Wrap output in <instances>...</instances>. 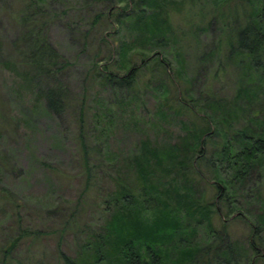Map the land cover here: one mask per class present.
Listing matches in <instances>:
<instances>
[{
	"label": "rangeland",
	"instance_id": "rangeland-1",
	"mask_svg": "<svg viewBox=\"0 0 264 264\" xmlns=\"http://www.w3.org/2000/svg\"><path fill=\"white\" fill-rule=\"evenodd\" d=\"M26 1L0 0V264H64L61 253L84 256L83 244L102 222L114 176L125 173L137 141L172 142L182 132L178 120L188 116L173 109L174 89L161 70L141 68L126 86L104 81L96 72L117 38L102 16L94 19L96 12H105L104 1L42 0L34 10ZM175 1L173 45L182 57L177 90L187 88L198 103L203 95L231 100L240 84L251 80L249 102L240 101L264 130L260 68L249 73L245 68L240 76L222 40L226 30L253 16L258 0ZM23 13L42 25L68 61L61 73L67 91L58 110L44 107L36 86L22 81L19 69L7 62L18 49L12 42L26 27L20 22ZM171 44L166 59L174 70ZM234 186L241 215L224 219L223 229L246 246V220H255L264 199V160ZM197 189L207 198L214 192L204 181ZM221 220L214 215V226L222 228Z\"/></svg>",
	"mask_w": 264,
	"mask_h": 264
},
{
	"label": "trees",
	"instance_id": "trees-1",
	"mask_svg": "<svg viewBox=\"0 0 264 264\" xmlns=\"http://www.w3.org/2000/svg\"><path fill=\"white\" fill-rule=\"evenodd\" d=\"M40 1L27 0L26 8L34 10ZM101 1L107 8L96 12L94 19L102 16L117 38L96 72L104 81L126 86L141 68L161 70L174 89L173 109L188 120H178L182 132L172 142L148 137L137 141L127 156L125 173L114 176L115 186L102 206V222L83 244L84 256L74 259L61 253L63 263L264 264V199H259L255 220H246L250 227L246 246L228 238L223 229L224 219L241 215L234 184L264 160V130L240 101L249 102L252 81L240 84L231 100L203 95L198 103L187 88L177 90L182 57L173 45L170 13L178 2ZM258 2L253 16L226 30L222 40L230 59L240 66V76H245V68L248 73L260 68L258 77L264 78V0ZM20 22L26 27L12 42L18 49L7 62L19 69L22 81L36 86L44 107L58 110L67 91L61 73L68 61L29 13H23ZM171 42L174 70L166 59ZM199 181L212 187L210 197L197 189ZM214 215L222 219V228L214 226Z\"/></svg>",
	"mask_w": 264,
	"mask_h": 264
}]
</instances>
